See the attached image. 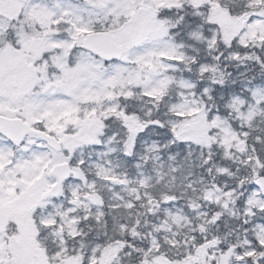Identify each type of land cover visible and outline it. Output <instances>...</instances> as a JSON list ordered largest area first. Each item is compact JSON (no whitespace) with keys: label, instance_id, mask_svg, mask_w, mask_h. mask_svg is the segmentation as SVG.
<instances>
[{"label":"snow or ice","instance_id":"1","mask_svg":"<svg viewBox=\"0 0 264 264\" xmlns=\"http://www.w3.org/2000/svg\"><path fill=\"white\" fill-rule=\"evenodd\" d=\"M0 264H264V0H0Z\"/></svg>","mask_w":264,"mask_h":264}]
</instances>
